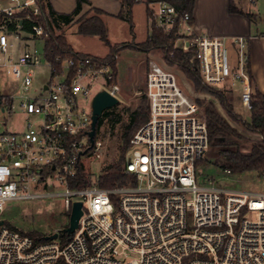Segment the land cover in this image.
I'll use <instances>...</instances> for the list:
<instances>
[{"label": "built area", "instance_id": "2783aa9c", "mask_svg": "<svg viewBox=\"0 0 264 264\" xmlns=\"http://www.w3.org/2000/svg\"><path fill=\"white\" fill-rule=\"evenodd\" d=\"M149 8L150 24L176 31L175 46L198 60L205 83L231 86L251 110L249 38L199 33L192 15L167 0ZM41 16L40 0H0V65L21 82L20 106L29 115L23 131L0 132V221L11 200L60 195L69 223L51 233L58 237L36 241L3 220L0 264H264V192L198 182L208 124L169 64L149 62V118L130 139L124 170L137 183L99 185L93 166L102 142L97 132L94 143L90 138L93 101L103 90L118 97V75L94 55H58L57 69L44 52L43 63L36 43H46L51 32ZM10 37L26 44L17 57ZM229 45L238 47L236 60ZM43 64L49 77L36 85L34 68ZM13 107L12 96H0L2 112ZM80 171L90 183L72 186ZM57 184L61 190L49 189ZM76 201L83 214L63 241Z\"/></svg>", "mask_w": 264, "mask_h": 264}, {"label": "rangeland", "instance_id": "374dc122", "mask_svg": "<svg viewBox=\"0 0 264 264\" xmlns=\"http://www.w3.org/2000/svg\"><path fill=\"white\" fill-rule=\"evenodd\" d=\"M235 1L238 6L251 10L257 14V17H260L258 20L256 14H254L252 19L253 22L251 24V32L252 35L259 34L260 36H263L264 0H255L254 2L252 0ZM94 14L95 11L91 10L86 16L90 17ZM132 14L134 21L133 31L127 20H122L113 16L104 17V21L108 27V38L111 44L121 48L118 51L119 79L117 81L120 86V91L118 93L119 103L105 110L110 114L104 116L101 126L97 129L98 138L102 142V153L101 158L97 160L93 166L94 173H102L103 168L106 165L111 164L120 158L121 150L124 145L123 134L126 125L131 119V112L143 102L146 96L147 71L149 62L152 59L176 68L182 86L185 88L186 93L199 106L201 114L205 113V105L208 102L213 101L221 114L244 134L245 138L240 140L242 143V149L244 151H249L253 142L258 139V136L235 123L228 116L219 99L209 93L198 91L194 82L178 66V64H171L166 60L165 54L162 50L152 49L149 52H144L130 46L142 43L148 36L151 24L147 13L146 0H139V2L133 6ZM69 29L70 26H64L63 29H57L56 31L62 32L68 39V32H70ZM71 40L74 42L75 47L84 53H90L97 56L110 55L111 46L106 41L102 40L99 35L72 34ZM36 46L39 52L42 53V62L45 63L44 41L38 40ZM229 46L231 57L236 60L239 53L238 47L235 45ZM259 50L260 55L258 53V60L260 62L258 64L263 66L264 48ZM247 52L250 54L248 49ZM0 56L3 57V54L0 53ZM261 56H263V61ZM2 57L0 58V63L3 61ZM6 68L7 66L3 67L0 65V96H12L14 107L7 112H2L0 109V132L23 131L26 128L29 115L20 106L22 100L21 82L17 80L13 74L7 73ZM34 71L36 85H39L49 77L47 65L43 64L41 66H36ZM213 87L226 91L228 96L233 97L235 111L246 118L250 117V110L243 106L239 94L234 92L231 86L222 85ZM255 89L256 88L254 87V90ZM89 104L90 102H85V105L88 107ZM138 129H136L133 135ZM129 149L125 154L126 160L129 154ZM212 153L213 150L209 146L205 156L202 157L199 164L196 165L197 179L201 185L214 183L221 188L224 187L229 190L250 191L255 193L264 192V171L246 172L242 174L229 173L215 164V159L212 156ZM49 189L57 191L61 190L62 186L57 184ZM256 216V213L252 214L253 218ZM1 220H4L9 226H13L20 231L28 233L38 231L50 235L57 228L67 226L69 223V214L65 211L63 197L60 195H54L41 198L11 200L7 203Z\"/></svg>", "mask_w": 264, "mask_h": 264}, {"label": "trees", "instance_id": "16d2710c", "mask_svg": "<svg viewBox=\"0 0 264 264\" xmlns=\"http://www.w3.org/2000/svg\"><path fill=\"white\" fill-rule=\"evenodd\" d=\"M43 8V16L39 17L42 24L50 30L51 35L45 43V53L48 60L58 69L60 68V61L56 59L58 55L62 57H76L79 55L91 54L76 51L69 43L67 37L62 32H57L60 29V24L71 23L75 16L80 12L83 2L88 0H78L77 6L74 11L70 13L57 12L50 0H40ZM159 0H146L147 13L150 18L149 4ZM181 11L188 12L192 15L194 21L193 10L196 0H167ZM138 0H121L122 8L115 16L129 21L131 30L134 29V21L132 8L138 3ZM230 9L232 12L241 13L247 16L250 20L254 15L245 13L234 6L231 2ZM95 14L87 17L86 14L82 15L78 20V30L82 34H96L106 41L111 46L110 55L104 57H96L102 62H109L113 65L115 74L118 75V60L114 58V54L118 53L121 48L112 45L108 38V27L102 18L101 14L105 13L100 8H92ZM177 39L176 31L170 33L165 32L162 28L150 25L149 34L145 41L135 45H130L132 48L149 52L152 49H160L164 52L166 60L171 64H178V66L187 74V76L194 82L198 91L206 92L220 100L223 108L228 116L238 125L244 127L246 130L258 136V139L253 142L249 151L242 149L241 139H244V134L234 125H232L224 115L221 114L218 107L213 101L205 105L204 117L208 124L210 148L213 150L212 156L215 159V164L230 173L242 174L246 172H262L264 171V92L256 88L251 96L250 117L246 118L235 111L233 97L228 96L226 91L213 87L205 83L201 73L198 69V60L193 57L191 52L184 51L175 46ZM129 46V45H125ZM247 67L250 72L252 81L254 80L253 72L250 65V58L247 53ZM201 102V101H200ZM149 98L146 95L143 102L131 112V119L126 125L123 139L124 145L121 150L120 158L103 168V172L99 176V185L103 187H113L128 183H137V178L134 175L125 173L126 165V151L130 148V139L133 133L149 118ZM108 111H104L101 116L98 127L101 126L104 116L109 115ZM98 129V128H97ZM199 159L196 165L199 164ZM72 186H85L90 183V178L80 171L77 178L71 180ZM15 228L13 226H10ZM32 236L36 241L46 240L47 234L38 231L24 232ZM69 238V234L64 233L62 236L63 241Z\"/></svg>", "mask_w": 264, "mask_h": 264}, {"label": "crops", "instance_id": "0c3cea01", "mask_svg": "<svg viewBox=\"0 0 264 264\" xmlns=\"http://www.w3.org/2000/svg\"><path fill=\"white\" fill-rule=\"evenodd\" d=\"M77 1L78 0H50L54 9L60 13H70L74 11V9L77 6ZM88 1L89 2H83L80 12L75 16L74 20L71 23L69 24H63L62 22L59 23L61 26L60 29H63L64 26L67 27L70 26L69 29L70 32H68L69 33L68 41L73 46V48L78 52H82V51L77 49L74 45V42L71 40L72 34H82L78 30L79 24L77 20L82 15L89 13L91 9L94 7L100 8L103 11H105V13L101 14L103 19L106 16L116 17L115 15L118 14L122 8L121 0H88ZM232 1L234 6H236V8H238L239 10H242L245 13H251L253 15L256 14L251 10L244 9L242 8V6H238L235 0H196L195 7L193 10L195 29L199 33L207 34L211 36L248 37L249 38L248 51L250 52V54L248 53V55L250 58L251 69L255 77V79L253 80V86L264 92V71H263L264 65L260 66L258 64L260 62L258 60L259 58L258 53L260 55L259 49L264 48V34L263 36H260L259 34L252 35L251 24L253 20H250L244 14L232 12L230 9ZM252 1L254 2L255 0ZM257 19L259 20L260 17L258 16ZM10 39L11 42L13 43L12 54L14 55V57L16 55L18 56L21 52H23L26 44L24 41H18L15 37H10ZM97 57H104V56H97ZM261 59L263 61V56H261ZM118 68H119V61H118ZM118 79H119V73H118Z\"/></svg>", "mask_w": 264, "mask_h": 264}, {"label": "water", "instance_id": "95a60500", "mask_svg": "<svg viewBox=\"0 0 264 264\" xmlns=\"http://www.w3.org/2000/svg\"><path fill=\"white\" fill-rule=\"evenodd\" d=\"M119 103V98L110 94L107 90H103L97 93L93 101V121L92 129L90 131V138L92 143H94L95 135L98 128V122L103 114V112ZM83 203L82 201H76L73 205V210L70 216V224L65 228L66 233H72L78 226V221L83 214ZM4 221H0L2 224ZM58 237V233L50 234L47 238L53 239Z\"/></svg>", "mask_w": 264, "mask_h": 264}]
</instances>
